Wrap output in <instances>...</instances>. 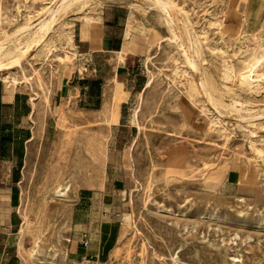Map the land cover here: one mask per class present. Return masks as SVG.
I'll return each instance as SVG.
<instances>
[{"label":"rangeland","instance_id":"obj_1","mask_svg":"<svg viewBox=\"0 0 264 264\" xmlns=\"http://www.w3.org/2000/svg\"><path fill=\"white\" fill-rule=\"evenodd\" d=\"M61 1L0 0V84L27 94L33 111L23 124L32 140L0 160V264H264V120L240 121L264 111V61L253 68L264 18L254 27L248 13L264 0H169L168 12L156 0H79L30 46L34 34L18 31ZM116 18L135 57L118 123L77 91L88 81L80 38ZM243 69L259 76L252 94ZM231 170L241 181L228 182ZM118 179L128 186L111 259L71 257L82 195Z\"/></svg>","mask_w":264,"mask_h":264},{"label":"crops","instance_id":"obj_2","mask_svg":"<svg viewBox=\"0 0 264 264\" xmlns=\"http://www.w3.org/2000/svg\"><path fill=\"white\" fill-rule=\"evenodd\" d=\"M235 18L241 14L238 8L234 10ZM251 26H259L263 22L264 10L253 6L249 12ZM119 23L114 19H105L103 24L88 34V38L79 40L86 62V85L77 89L80 94V105L92 112H97L107 120L121 122V107L126 102L128 94L122 87L132 82V65L135 64L134 54L125 47L124 37L119 32ZM86 34V36H87ZM110 85H116L117 88ZM10 87L0 84V160L17 152L16 143H27L32 140L25 132L23 124H29L33 114L32 105L27 94L14 91ZM75 93V90H72ZM120 119V120H119ZM22 126L17 131L16 124ZM117 124H113L116 127ZM18 128V127H17ZM26 129L30 130L29 127ZM25 133L27 135L25 136ZM264 145V144H263ZM10 151V154H9ZM237 170H231L227 180L230 184L241 181ZM2 173H0V191L2 189ZM125 179L114 180L104 188L87 190L81 197L79 207L74 216V228L70 256L76 259H95L108 262L119 238V219L123 208L121 189L126 188ZM8 207H10L9 222L11 227L19 223L16 214V193L10 188L8 193ZM2 220V206H0V222ZM87 234L89 245L82 246L83 235ZM74 240V241H73Z\"/></svg>","mask_w":264,"mask_h":264},{"label":"bare ground","instance_id":"obj_3","mask_svg":"<svg viewBox=\"0 0 264 264\" xmlns=\"http://www.w3.org/2000/svg\"><path fill=\"white\" fill-rule=\"evenodd\" d=\"M76 1H79V0H62L59 5L50 10L49 11V15L42 19L37 25H35L34 27H28V26H25V27H22L18 33L20 35H24L25 33H30L31 34H34V40L32 42V44H30V46L32 45H38L40 42H42L43 40H45V38L47 37V35L49 34L50 30H51V26L52 24H54L53 22L56 21L58 15H60L62 12L66 11L70 6H73L72 4ZM156 4L163 10V11H166L168 12L169 9H172V4L169 0H156L155 1ZM156 6V5H155ZM129 25V24H128ZM17 35V34H16ZM15 36V35H14ZM14 36H10V37H14ZM9 39V38H8ZM29 46V47H30ZM33 47V46H32ZM35 47V46H34ZM31 49V47H30ZM4 50H5V47H4V43H0V57L4 55ZM10 50V49H9ZM33 50V49H31ZM11 51V50H10ZM15 51H20L19 48H15ZM27 51V49H26ZM30 51V50H29ZM28 51V52H29ZM7 52V51H6ZM13 52V51H12ZM11 52V53H12ZM24 52V50H23ZM10 53V54H11ZM8 54V57H10ZM21 54V53H19ZM5 56V55H4ZM16 56V55H15ZM14 57V56H13ZM18 57V56H17ZM16 61H13L15 63L14 64H18L19 61H17L16 57H14ZM12 60V59H11ZM262 61H264V53H262L260 55V58H258V63L256 64H253V68H256ZM189 63L190 65L192 66V68H197L196 66V62L195 60H192V59H189ZM4 64V63H3ZM2 63H0V68L3 67ZM10 64V63H9ZM6 65V67L10 66V65ZM11 68V66H10ZM193 68V69H194ZM200 70V69H199ZM232 69L230 68L229 66V63H226L225 65V78H230L233 76V72L231 71ZM235 75V74H234ZM236 77L238 78V80L241 82V84L243 85L242 86V89L241 91L243 92H247V93H250L252 94V90L255 89V83L257 81H259V76H256L254 75V70H247V69H243L242 71H240L239 73H237ZM262 80V79H261ZM201 82V81H200ZM200 84V83H199ZM204 83L201 82V85L202 87L204 88L203 90L206 89V86L203 85ZM201 87V86H200ZM207 91V90H206ZM216 110V109H215ZM263 110V109H262ZM219 112V111H218ZM245 112V111H244ZM220 114V113H219ZM241 120H244V121H247V122H250V123H253L255 124L256 122L258 121H261V120H264V111L261 112V113H257V114H254V113H248L247 116H241ZM264 130V129H263ZM261 153V152H260ZM259 154V153H258ZM66 193L63 191V190H57V193H56V196L58 197H62L64 196Z\"/></svg>","mask_w":264,"mask_h":264},{"label":"built area","instance_id":"obj_4","mask_svg":"<svg viewBox=\"0 0 264 264\" xmlns=\"http://www.w3.org/2000/svg\"><path fill=\"white\" fill-rule=\"evenodd\" d=\"M88 245H89V239H88L87 234L85 233L83 235L82 246L87 247Z\"/></svg>","mask_w":264,"mask_h":264}]
</instances>
